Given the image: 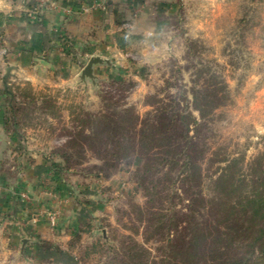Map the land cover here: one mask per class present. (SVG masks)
<instances>
[{"label": "rangeland", "instance_id": "374dc122", "mask_svg": "<svg viewBox=\"0 0 264 264\" xmlns=\"http://www.w3.org/2000/svg\"><path fill=\"white\" fill-rule=\"evenodd\" d=\"M48 50L61 56L54 77L71 83L32 85L17 75L48 67ZM91 57L110 64L93 67L95 84L80 83ZM206 80L223 81L228 99L200 132L197 162L204 174L224 166L211 167L216 152L247 173L264 160V0H0V264H104L107 225L129 235L122 226L134 217L122 210L131 212L128 202L146 207L135 177L143 160L107 178L97 174L103 163L90 143L80 166L59 155L73 135H90L81 122L88 115L131 108L142 121L157 104L184 106ZM51 161L65 164L57 181ZM183 187L179 208L190 196ZM143 233L137 241L157 256L155 238L147 243Z\"/></svg>", "mask_w": 264, "mask_h": 264}, {"label": "trees", "instance_id": "16d2710c", "mask_svg": "<svg viewBox=\"0 0 264 264\" xmlns=\"http://www.w3.org/2000/svg\"><path fill=\"white\" fill-rule=\"evenodd\" d=\"M226 91L223 81L206 80L191 88L192 99L184 98V106L177 99L169 106L157 104L142 121L131 108L107 115L90 114L81 121L90 126V135L78 133L66 143L68 150L59 155L66 165H82L84 143L91 144L103 163L95 168L97 174L107 178L120 166L143 160L135 177L147 199L146 207L128 202L131 212L122 210L130 220L134 217L130 225L122 226L129 235L107 225L112 237H104V264H264V160L249 164L247 173L239 169L238 159L216 152L213 155L220 158L212 161L211 167L213 163L224 166L204 174L198 164L203 155L200 132L209 129L213 111L226 103ZM50 163L57 181L65 164ZM181 181L185 183L183 191L190 195L184 208L176 204L182 194L178 190ZM140 227L144 228L145 242L155 238L157 256L137 241ZM80 239V234L75 235L68 242L69 249ZM43 246L47 250L57 247L48 241Z\"/></svg>", "mask_w": 264, "mask_h": 264}, {"label": "crops", "instance_id": "0c3cea01", "mask_svg": "<svg viewBox=\"0 0 264 264\" xmlns=\"http://www.w3.org/2000/svg\"><path fill=\"white\" fill-rule=\"evenodd\" d=\"M80 41L79 39H76ZM56 49V48H55ZM39 49L35 50L34 55H36ZM50 52V58H49V66L48 67H34V66H28L27 69H20L17 72V75L25 77L29 82L34 83L39 82V83H47V84H52L51 86H62L65 84H69L72 82V79H63L60 76L59 77H54L55 75V68L57 69L59 66L57 63L60 62L61 56L60 53H58L56 50H54V53L51 52V50H48ZM38 55V54H37ZM31 60H33L31 58ZM31 62V61H30ZM32 63V62H31ZM30 63V64H31ZM58 75V74H57Z\"/></svg>", "mask_w": 264, "mask_h": 264}, {"label": "water", "instance_id": "95a60500", "mask_svg": "<svg viewBox=\"0 0 264 264\" xmlns=\"http://www.w3.org/2000/svg\"><path fill=\"white\" fill-rule=\"evenodd\" d=\"M45 63V62H43ZM109 65L110 61L108 59H102L101 57H91L87 64L82 68V72L81 75L79 76L80 79V83L85 82L87 79H89L93 84L96 83V76L94 74V66H100V65ZM10 69H7V75H6V79L8 78V76L10 75ZM25 243V241H24Z\"/></svg>", "mask_w": 264, "mask_h": 264}, {"label": "built area", "instance_id": "2783aa9c", "mask_svg": "<svg viewBox=\"0 0 264 264\" xmlns=\"http://www.w3.org/2000/svg\"><path fill=\"white\" fill-rule=\"evenodd\" d=\"M50 221H51V224H52V226H56V216L55 215H53L52 213L50 214Z\"/></svg>", "mask_w": 264, "mask_h": 264}]
</instances>
